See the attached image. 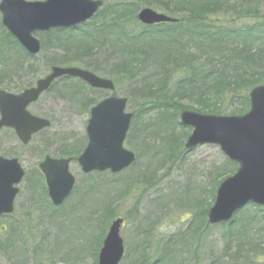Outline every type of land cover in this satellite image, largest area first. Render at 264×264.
<instances>
[{
    "label": "rangeland",
    "instance_id": "obj_1",
    "mask_svg": "<svg viewBox=\"0 0 264 264\" xmlns=\"http://www.w3.org/2000/svg\"><path fill=\"white\" fill-rule=\"evenodd\" d=\"M103 1V8L80 28L35 32L42 48L39 54L33 56L25 51L28 55H24L28 58H20L17 47L7 40L3 42L0 35V90L22 92L34 86L55 65L90 68L116 82L114 91L96 92L79 80L60 79L30 106L32 114L51 120L47 130L36 134L26 146L12 131L4 129L1 133L0 156L19 157L26 177L20 185L15 212L0 217V239L5 241L0 247V264H96L95 253L101 248V236L95 242L97 233L105 232L116 217L124 219L120 234L124 239L125 256L120 264H264V233L258 236L253 233L258 230L263 232L262 223L250 225L249 237L245 238L250 244L260 245L258 251L232 257L238 243H234V238L229 239L230 234L255 216L259 208L247 204L235 215L234 222L225 227L210 226L207 222L206 213L213 205L218 184L233 175L235 165L229 164L231 161L214 144L186 150L185 142L191 134V127L182 126L180 113L187 109L203 112L201 104L187 97L181 100L184 109L180 108L177 114L172 109L164 112L165 107L157 101V97L137 94L136 90L142 88L139 79L129 78L131 73L140 71L143 63H147L150 73L162 74L156 64L162 62L161 56L167 46L171 45L174 49L175 44H168L166 37H151V41H156L147 48L149 57L142 60L133 53L132 43L118 41L107 31L109 29L113 34L118 28L127 33L145 30L137 16L139 10L145 7L178 18L181 27L187 29L193 22H189L188 13V4L191 3H184L183 0ZM191 1L197 6L209 5V11L213 12L207 14L206 22L211 28L221 23L256 27L259 24L253 23V14L264 15V0ZM248 2L256 7L249 10L252 15L245 12L236 16L230 12L237 5ZM194 3L192 7H196ZM224 5L230 11L225 13ZM199 24H194V27H199ZM162 26L154 27L158 29ZM187 37L184 35L181 42L185 39L183 46L192 49L198 60L185 70L178 71L175 80H179V84H170L171 96L183 92L187 81L184 78L192 74L194 68L208 67V49L200 48L196 38ZM259 46L253 44L252 49L258 55L256 62L259 67L262 66L264 75V44L261 51H256ZM126 58L136 59L129 73L123 68ZM111 95L128 98L126 111L134 116L125 146L136 153L137 160L133 166L117 174L109 171L85 174L78 163L72 162L70 171L76 178V187L63 206L57 208L50 203L47 194H43L38 183L39 179L43 183L38 164L48 154L59 158L63 156V150V153L80 151L87 143L90 103ZM218 106L224 107L223 115H230L231 110L242 108L244 102L243 99L225 101L219 98ZM163 144H169V150L173 149L175 154L158 163L164 157ZM148 169L152 170L150 176L146 173L139 177L141 180L148 177L147 184L133 182ZM130 182L134 187L127 193ZM118 186H121L117 189L121 195L116 191ZM162 197L164 203L159 204ZM100 206L104 207L105 213L113 207L110 213L104 215V210L96 209ZM92 211L94 215H89ZM191 213H196L192 219ZM92 215V223L87 222ZM100 217H105L104 226L94 222ZM88 223L94 225L88 226ZM2 226H7L8 230L3 231ZM13 239L22 244H11ZM245 250L248 248L245 247Z\"/></svg>",
    "mask_w": 264,
    "mask_h": 264
},
{
    "label": "water",
    "instance_id": "obj_2",
    "mask_svg": "<svg viewBox=\"0 0 264 264\" xmlns=\"http://www.w3.org/2000/svg\"><path fill=\"white\" fill-rule=\"evenodd\" d=\"M101 5V0H2L0 11L8 31L33 55L41 48V42L33 32L83 23ZM138 16L145 24L171 20L151 8L141 10ZM66 74L78 76L95 88H114L111 80L97 77L92 72L55 66L50 75L37 82V87L21 95L0 92V128H15L19 138L26 143L32 134L49 126V120L31 116L26 106L38 99L55 78ZM250 97L251 110L242 116L205 115L189 110L181 114V122L194 127L186 143L188 149L200 144H217L232 161L239 163L234 175L219 185L216 201L208 215L212 224L230 221L234 213L250 201L264 206V85L252 89ZM126 104V98L111 97L91 109L87 125L88 145L78 158L84 172L107 169L119 172L135 160L133 153L123 147L132 118V114L124 112ZM70 161L48 157L40 165L52 202L58 206L71 194L75 184L69 171ZM24 174L16 158L0 157V215L14 210V199L19 191L15 185ZM120 225L118 219L110 228L99 254V264H118L122 258L124 247L119 234Z\"/></svg>",
    "mask_w": 264,
    "mask_h": 264
},
{
    "label": "trees",
    "instance_id": "obj_3",
    "mask_svg": "<svg viewBox=\"0 0 264 264\" xmlns=\"http://www.w3.org/2000/svg\"><path fill=\"white\" fill-rule=\"evenodd\" d=\"M183 2L187 4L191 3L188 4L190 6L188 13L190 16L189 22H193L192 26H189L187 29L181 27L179 24L181 23V20L179 22H174L173 24L163 23L162 25L164 26L160 25L162 27L158 29H155L154 26H144L145 30L134 33H127L122 28H118L117 31L112 34L109 29L107 30V28H105V30H107L113 37L117 38L118 41H124L125 43L128 41L130 44L132 43L131 47L133 53L136 54L135 56H139L142 60L149 57L147 55V48L151 47L152 43L156 41H151V37L156 38L155 36L158 35L166 37L168 44H175L174 49H172L173 47H171V45L170 47L167 46L168 48L164 50V54L161 56L162 62L160 64L157 63L158 65L156 64V67H159L162 74L156 72L150 73L147 69V63H143L140 68L137 67V69L139 68L140 70L139 72L131 73V75H129V78L132 79L136 77V79H139L140 83H142V88L136 90L137 94L142 97H148L147 95H149V97H157V101L161 102L165 107L164 112L172 109V112H175V114H177L180 108H183V105L180 103L181 100L187 97L195 100L194 102H199L203 112L218 115L223 114L222 112L225 111L223 106H218L219 98H222L225 101L243 99L244 106L242 108L233 109L230 112V115H242V113H245L249 109L248 93L252 89V86L264 83L262 66L259 67V65H257L258 61L256 62V57L258 55L255 54L252 49L253 44H260L256 51H261V45L264 44V15H261V13H254L251 17L254 24H259L256 27H236L230 23L226 25L221 23L216 25V27L211 28L207 25L209 23L206 22L207 14L213 12L209 11L210 8L208 4L197 6V4L191 0H183ZM193 3L196 7H192ZM166 6L168 9L169 4ZM134 7L135 6L132 4V8ZM252 8L256 7H253L248 2L247 4L241 3L237 5L233 10L235 13L230 11L227 7H225L224 12L226 13L230 11L232 14L239 16L245 12H249ZM249 13V15H252L251 12ZM194 17H196V19H194ZM196 23H200L199 27H194V24ZM0 35L2 36L3 42L7 40L13 46L17 47V50L21 53V55L19 54L20 58L28 55L25 50L15 42L14 37L7 32L1 22ZM184 35H187V38L193 40L196 38L197 45L200 48L208 49V55L210 58H208L207 68H194L192 74L186 75L184 79L187 81L185 82V89L182 88L183 92H176L175 95L171 96L169 92L170 84L172 82L174 84H179V80H175L178 71L185 70L198 60V57L192 52V49L183 46L185 39L181 42V38L184 37ZM124 48L127 49V46L125 45ZM128 60L127 58L124 59L123 68L125 67V70L129 73L131 72L132 65L135 63L136 59L131 58ZM174 99H176V102H174ZM181 143L182 142H180V144ZM163 145L164 160L168 159V157H173L175 153L173 149L169 150V144ZM229 164L235 165L233 166V170L235 171L237 164L231 162H229ZM233 170L231 172H233ZM257 211L258 212L257 214L255 213V216H252L246 223L239 225L236 228V231L230 234L229 239L234 238V243H238L237 251L232 257L259 250L257 247L260 245L255 243L250 244V241L246 242L245 239L249 237V227L254 222L262 223L261 227L263 230V232L259 230L254 231V235L258 236V234L264 233V210L257 209ZM4 243L5 241L0 239V247ZM19 243L22 244L21 242H18V239H13L11 244L16 245ZM245 247H247L248 250H245Z\"/></svg>",
    "mask_w": 264,
    "mask_h": 264
}]
</instances>
